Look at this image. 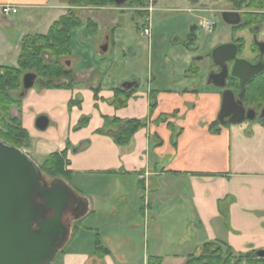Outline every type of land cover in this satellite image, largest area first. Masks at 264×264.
Segmentation results:
<instances>
[{"label":"crops","instance_id":"crops-1","mask_svg":"<svg viewBox=\"0 0 264 264\" xmlns=\"http://www.w3.org/2000/svg\"><path fill=\"white\" fill-rule=\"evenodd\" d=\"M126 4L88 8L92 12L85 19L98 27L93 37L77 13L85 8L62 0H0V67H16L23 40L46 35L69 11H76L82 22L78 29L83 38L102 41L99 53L111 46L118 50L121 28L110 17L127 12ZM4 6L17 9L9 17L18 18L22 27L2 13ZM73 37L74 32L72 43ZM90 49L93 63H85ZM184 49L182 81L194 80L199 60ZM92 50L85 43L73 45L65 61L73 71V88H84H32L22 96L20 111L11 110L37 156L44 160L65 152L71 183L76 181L71 189L87 201L57 264H146L150 257L160 258L161 264H185L207 243L225 244L242 254L264 251V123L220 124L219 91L203 92L199 84L162 90L154 89L152 81L144 88L134 77L114 82L116 74H106L109 60L96 63ZM124 84L133 86L123 91L125 106L115 108V90ZM73 99L79 108L70 104ZM39 117L48 120L42 131L35 126ZM81 119L87 121L79 127ZM114 120H139L144 126L121 148L111 136L120 126Z\"/></svg>","mask_w":264,"mask_h":264},{"label":"water","instance_id":"water-1","mask_svg":"<svg viewBox=\"0 0 264 264\" xmlns=\"http://www.w3.org/2000/svg\"><path fill=\"white\" fill-rule=\"evenodd\" d=\"M112 1L116 6L128 2ZM221 18L226 25L235 26L240 23L237 12H223ZM101 50L105 52L106 47ZM237 51L236 45L221 44L211 55L215 59V66L224 61H233L230 76L238 81L241 93H245L247 84L264 72V63L260 60L250 64L246 60L237 59ZM226 52L231 55L216 61L217 57ZM226 74V68L223 67V72L212 83L220 88L224 87L222 81ZM36 78L33 73L23 76L20 97L34 87ZM132 86L133 84H124L120 89L127 91ZM226 118L232 124L254 119L253 116H245L229 91L222 95L217 120L224 124ZM260 118H264V108ZM47 124L45 117H39L35 122L36 128L41 131ZM70 201H78L80 205L78 213L74 215L76 221L85 215L87 201L77 197L71 187L59 178L49 183L25 152L0 140V264H52L70 234L71 223L67 226L63 224V216ZM48 214L51 215L46 218ZM255 256L264 259V251L256 252Z\"/></svg>","mask_w":264,"mask_h":264},{"label":"rangeland","instance_id":"rangeland-1","mask_svg":"<svg viewBox=\"0 0 264 264\" xmlns=\"http://www.w3.org/2000/svg\"><path fill=\"white\" fill-rule=\"evenodd\" d=\"M73 6L75 8H85L77 11L81 15L83 23L88 20L85 19L90 15L88 12H92L88 8H101L83 5ZM125 10L127 12L110 13V19L116 20L119 28H121L118 38L120 43H117L118 50L115 46H111L107 53H99L97 49L102 41H97V39H93L91 42L87 41L81 36L79 29L74 31L73 45L77 47L85 43V46H90L94 50L96 63L100 60L99 58L108 59L110 67H107L106 74H116L115 77H112L114 82L119 77H134L144 88L148 81H152L151 86L154 89L179 90L183 87L190 88L192 85L199 84V87L203 86V92L217 90L215 87L204 83L205 70L208 67L207 62L203 61V56L211 47L226 41V38H228L229 27L222 21L219 13L231 11L229 0H146V5L143 8L126 4ZM10 17L8 15V18ZM11 18L17 20L18 28L22 27V24L18 22V18ZM146 20H150L151 26L149 44L147 40L139 37V33L143 29L142 25ZM204 22L215 24L214 31L211 33L205 32L202 29ZM114 37L117 38L116 35ZM184 48H189L195 60H199L195 62L197 67L193 63V70H191L196 69L197 71L194 80L190 78L188 81H182L183 70L186 69ZM90 53L91 49L86 53L88 58L85 63L86 61L93 63L92 60H89ZM108 75L100 77L105 81L109 77ZM202 83L203 85H201ZM84 86V84L75 85L70 91L84 88ZM33 90L39 91L36 86L33 87ZM75 100H71L72 106L79 108V104H73L72 101ZM21 150L28 154L38 167L43 162V158L37 156L32 148H21ZM44 177L47 181L53 180V178L46 175ZM68 184L72 187L71 184L76 185V181L75 184L71 182ZM81 186L83 187V185ZM81 191V193L87 194V192ZM164 212L166 214V210ZM85 227L86 225H83L82 232H84ZM192 253L198 255L200 250ZM57 261L58 257L53 264H57Z\"/></svg>","mask_w":264,"mask_h":264},{"label":"trees","instance_id":"trees-1","mask_svg":"<svg viewBox=\"0 0 264 264\" xmlns=\"http://www.w3.org/2000/svg\"><path fill=\"white\" fill-rule=\"evenodd\" d=\"M235 10H264V0H229ZM69 5L92 7H113L112 0H72ZM127 5L143 8L146 0H128ZM82 22L74 11H69L55 22L48 33L43 36H27L21 44V54L16 67H0V140L16 148H29L30 137L21 122L11 114L12 109L20 111L22 98V78L27 73L36 75L34 86L39 91L53 89L71 90L73 88V71L67 68L65 61L71 56L74 30L80 28ZM86 32L89 36L97 33L98 27L92 20L86 21ZM127 95L116 89L111 104L122 108L126 104ZM254 100L264 103V80L257 82L251 91ZM72 104V103H70ZM87 119H81L79 127L86 124ZM118 123L119 129L111 133L115 144L126 148L131 143L134 133L144 126L143 121L130 120ZM219 123L215 122L214 127ZM211 130L215 132V129ZM68 161L65 152L48 155L41 165L40 171L53 179L59 178L71 182V174L67 170ZM70 187V186H69ZM77 222L73 224L72 233L77 230ZM62 250L59 252V254ZM160 258L150 257L146 264H161ZM185 264H264L257 259L255 252L235 253L230 247L220 243H207L201 247L198 255H190Z\"/></svg>","mask_w":264,"mask_h":264},{"label":"flooded vegetation","instance_id":"flooded-vegetation-1","mask_svg":"<svg viewBox=\"0 0 264 264\" xmlns=\"http://www.w3.org/2000/svg\"><path fill=\"white\" fill-rule=\"evenodd\" d=\"M230 12L239 13L240 23L235 26L227 25L229 27V34L228 38H226V41L214 45L203 56V61L207 62L208 67L205 70V82L207 85L213 86L219 91L221 102L223 93L225 91H229L233 95L234 102L238 105V107H241L243 109L245 116H253L254 119L251 121H259L264 123V118H260L261 111L264 108V103L256 101L253 99V97H251L252 87L257 82L264 80V72L255 77L249 84H247L245 93H241L238 81L231 78L230 76L233 61H224L215 66V59L211 55V52L217 46L221 44H233L238 47V51L236 53L237 59L246 60L250 64H255L260 60H262L264 63V10H235L234 7L231 6ZM219 14L221 15L222 13ZM214 27L215 24H213V28H211V31L207 33L213 32ZM230 55V52H226L224 55L217 57L216 61H219L221 58L228 57ZM223 67L226 68L227 74L224 77L223 81L221 79L224 87L220 88L214 85L212 83V80L217 77V75H220L223 72ZM240 95H242L241 99ZM224 124H228V118L225 119ZM51 181L48 180L49 183ZM79 206L80 205L78 201H70L69 207L63 216V224L65 226L71 223L72 228V225L75 222L74 215L78 213ZM50 215L51 214H48L46 218H48Z\"/></svg>","mask_w":264,"mask_h":264},{"label":"built area","instance_id":"built-area-1","mask_svg":"<svg viewBox=\"0 0 264 264\" xmlns=\"http://www.w3.org/2000/svg\"><path fill=\"white\" fill-rule=\"evenodd\" d=\"M2 13L5 16L11 15V14H16L17 9L11 6H4L2 7ZM202 28L206 32H210L211 28H213V24L209 22H204L202 25ZM151 36V27H150V21L147 22V25L143 27L142 31L140 32V37L144 40L149 41Z\"/></svg>","mask_w":264,"mask_h":264}]
</instances>
